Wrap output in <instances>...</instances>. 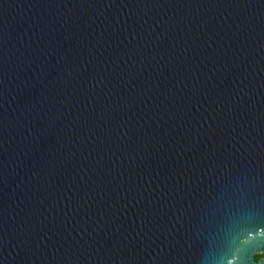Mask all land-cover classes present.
I'll return each instance as SVG.
<instances>
[{"label": "water", "instance_id": "95a60500", "mask_svg": "<svg viewBox=\"0 0 264 264\" xmlns=\"http://www.w3.org/2000/svg\"><path fill=\"white\" fill-rule=\"evenodd\" d=\"M264 0H0V264H264Z\"/></svg>", "mask_w": 264, "mask_h": 264}, {"label": "trees", "instance_id": "16d2710c", "mask_svg": "<svg viewBox=\"0 0 264 264\" xmlns=\"http://www.w3.org/2000/svg\"><path fill=\"white\" fill-rule=\"evenodd\" d=\"M259 256H264V253H257V254H255V258H258Z\"/></svg>", "mask_w": 264, "mask_h": 264}]
</instances>
